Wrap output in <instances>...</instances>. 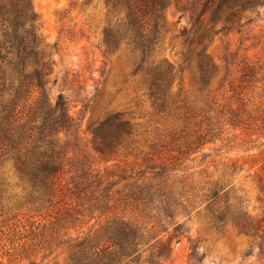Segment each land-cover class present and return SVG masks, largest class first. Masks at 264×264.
Returning <instances> with one entry per match:
<instances>
[{
    "label": "trees",
    "instance_id": "1",
    "mask_svg": "<svg viewBox=\"0 0 264 264\" xmlns=\"http://www.w3.org/2000/svg\"><path fill=\"white\" fill-rule=\"evenodd\" d=\"M105 2L119 15L103 30L108 51L124 45L133 52L134 73L141 76L153 106L162 114L186 120L190 108L172 89L175 68L155 54L167 29V10L173 8L186 20L182 31L185 44L196 43L198 81L212 94L210 83L218 75V66L207 51L208 43L219 34L242 33L254 20L245 13L264 6V0ZM236 56V52L224 53L226 71L219 88L230 80V88L235 90L230 77ZM54 64L45 55L39 17L31 0H0V157L6 155L18 177L16 186L22 194L16 196L43 219L49 217L56 236L49 244L55 240L57 246L66 247L70 264L137 263L146 251L149 264H166L173 240L179 241L189 232L186 221L194 211L206 213L217 227L235 225L252 239L251 247H258L264 258V173L255 175L263 205V214L257 217L242 200L229 202L235 185L225 175L215 177L200 168L203 163L190 172L181 160L199 152L226 125L264 140V62L245 57L236 64L241 83H262L258 101L239 96L231 101L235 94L225 96L224 103H218L215 95L206 98L200 110L208 114L216 111L218 118L207 116L205 131L187 138L178 146V155L172 156L161 153L155 142L147 151L134 152L136 126L121 112L96 123L91 130L92 147L88 148L78 134L79 118L71 113L66 97L59 93L55 103L50 101L47 91ZM259 146H264V141ZM130 155H134L132 160ZM259 155L253 166L261 163L264 169V147ZM121 157L123 164L119 163ZM110 161L114 163L102 170L101 164ZM232 167L225 172L233 174L238 166L233 162ZM11 187L0 164V204L5 197L6 201L15 197L10 194ZM101 217L103 225L96 230L101 231V237H95L96 232L91 235L92 230L84 232L85 237H59L72 225L83 226L95 218L94 228Z\"/></svg>",
    "mask_w": 264,
    "mask_h": 264
},
{
    "label": "rangeland",
    "instance_id": "2",
    "mask_svg": "<svg viewBox=\"0 0 264 264\" xmlns=\"http://www.w3.org/2000/svg\"><path fill=\"white\" fill-rule=\"evenodd\" d=\"M105 1L31 0L39 17L45 55L55 62L48 96L52 103L59 93L66 97L71 113L79 118L78 134L88 148L92 147L91 130L96 123L112 113L121 112L136 126L137 147L134 152L141 148L147 151L148 145L155 142L164 155H178L179 145L205 131L207 116H215L213 120L218 118L216 111L208 114L200 110L206 98L210 100L209 97L215 95L218 103H224L225 96L235 94L231 101L237 96L254 97L258 101L263 93L262 83H241L236 64L245 57L264 62V6L245 13L254 20L242 33L219 34L208 43L207 51L218 66V75L212 77L210 83V89L214 90L212 94H208L198 81L197 45L195 42L186 45L182 35L186 20L181 19L180 13L173 8L167 10V29L155 54L175 68L172 89L190 108V118L186 120L180 115L162 114L153 106L145 93L141 76L134 73L136 56L133 52L124 45L117 51H108L103 42V30L109 22L115 23L119 15L113 14ZM208 20L209 16H206L205 23ZM226 51L237 53L230 77L235 90H231L230 80L223 81L219 88L220 77L226 71L223 60ZM54 79L56 83H53ZM180 130L182 136L179 138ZM235 134L240 135L236 137ZM263 141L226 125L217 138L207 141L199 152L182 156L181 160L190 172L193 166L199 169L197 165L203 163L200 168L215 177L225 175L235 185L229 202L240 199L250 213L261 217L263 205L259 198L262 193L255 175L264 173V169L261 163L255 166L253 163L260 156L264 146L259 145ZM133 157L130 155L128 159ZM123 158L119 163L123 164ZM233 162L238 166L236 171L233 174L225 172L233 169ZM113 163L101 164L102 170ZM0 164L12 186L10 194L15 196L7 201L5 197L0 204V264H70L66 247L57 246L55 240L49 244L51 237H56L49 217L43 219V215L16 196L22 192L16 186L18 177L6 155L0 157ZM95 222L94 218L83 226L76 223L66 235L65 230L61 231L59 237H85L83 233L89 230H92L91 235L96 232L95 237H101V231L96 230L103 225L104 218L98 219L99 223L92 228ZM186 228L188 233L179 241L173 240L172 254L166 264H264L259 248L251 247L252 239L240 233L232 223L217 227L209 221L206 213L194 211L186 221ZM148 259L149 252L146 251L139 262L131 264H149Z\"/></svg>",
    "mask_w": 264,
    "mask_h": 264
}]
</instances>
